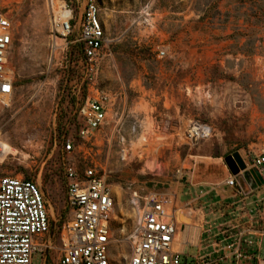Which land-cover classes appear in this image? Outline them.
I'll return each mask as SVG.
<instances>
[{"label":"rangeland","instance_id":"obj_1","mask_svg":"<svg viewBox=\"0 0 264 264\" xmlns=\"http://www.w3.org/2000/svg\"><path fill=\"white\" fill-rule=\"evenodd\" d=\"M70 1L79 10L83 0ZM95 1L113 53L100 63L96 81L107 91L124 89L132 110L144 111L143 117L125 118L122 133L127 142H135L142 132V126L131 129L141 120L143 133H149L146 143L138 138V156L126 162L119 159L115 137L102 136L87 153L79 151L76 107L87 95L84 87L78 88L82 57L74 44L70 61L69 49L49 59L45 1L0 0L14 28L9 54L14 89L10 103L0 111V140L12 152L0 162V176L37 181L49 207L52 246L34 253L32 264H57L58 235L68 217L64 166L74 165L80 172L90 160L101 164L111 184L113 259L130 252L121 238L134 221L128 202L132 189L175 194L177 207L185 209L176 210V222L195 216L191 226L178 231V243L202 232L203 245L212 243L215 251L218 241L221 246L229 243L245 221L241 201L224 183L229 171L224 157L264 149V21L258 25L255 17L247 16L261 0ZM235 27L245 35L226 37ZM190 119L208 123L210 136L187 141L184 129ZM66 138L74 144L69 154L62 150ZM247 178L255 184L248 172L237 176L245 191ZM262 195L264 189L255 188L246 201ZM194 241L184 243L181 263H193ZM260 257L264 259V237Z\"/></svg>","mask_w":264,"mask_h":264},{"label":"built area","instance_id":"obj_2","mask_svg":"<svg viewBox=\"0 0 264 264\" xmlns=\"http://www.w3.org/2000/svg\"><path fill=\"white\" fill-rule=\"evenodd\" d=\"M44 1L49 25V59H56L69 48L72 52L74 44L82 57L78 88L84 87L87 95L76 107L77 136L81 140L77 145L79 151L87 153L90 147L98 145L102 136L107 140L115 137L120 147L119 159L123 162L134 159L138 155L125 158L130 154L131 143L127 142L122 128L126 117H143L144 111L132 110L124 89L107 91L96 81L100 63L113 54L98 3L83 0L77 10L70 0ZM13 33L11 18L0 9V111L10 103L14 89V74L9 64ZM158 55L162 57L164 50ZM143 122L145 120L131 126L132 130L142 126L138 138L144 131ZM211 133L212 127L198 119H190L184 129V137L189 142L207 138ZM144 134L143 142L146 143L149 133ZM62 150L66 154L73 151V140L64 139ZM242 158L245 169L237 175L229 172L224 183L234 189L233 197L243 204L245 227L234 233L229 243L221 246L218 241L215 253L219 255L212 259L205 256L207 260L202 264H264L260 257L264 195L246 201L255 188L264 189V149L252 150ZM244 171L255 181L249 191H245L237 179ZM64 178V207L68 217L58 235L57 264H185L181 263L183 253L176 238L179 228L175 212L180 208L175 194L129 191L128 202L134 212V221L121 239L129 243L130 252L121 257L117 254L115 260L110 218L114 198L101 164L90 160L80 172L74 165L65 164ZM120 232H125L124 226L120 227ZM51 246L49 207L39 183L20 175L0 176V264H32L34 253Z\"/></svg>","mask_w":264,"mask_h":264},{"label":"crops","instance_id":"obj_3","mask_svg":"<svg viewBox=\"0 0 264 264\" xmlns=\"http://www.w3.org/2000/svg\"><path fill=\"white\" fill-rule=\"evenodd\" d=\"M101 17V16H100ZM102 19V18H101ZM103 21V20H102ZM228 174H229V171H228ZM238 201H241L239 198H238ZM242 203V202H241ZM242 208H244L243 207V204H242ZM193 211H196V210H199V209H193V208H191ZM180 210H185V209H180ZM243 216H244V214H243ZM194 218H195V216H192V220L191 221H194ZM205 218L203 217V222H202V224L200 225V228H201V231H202V229H203V227H204V223H205V220H204ZM177 226H178V228H179V230L182 228V226H184V229L182 230V231H184L185 230V228H186V224L185 223H183V222H177ZM198 227V226H197ZM245 227V221H244V223H243V226H242V228H244ZM241 228V229H242ZM198 229H199V227H198ZM181 231V232H182ZM199 231V230H198ZM201 235H202V232L196 237V239H195V237L194 238H192V239H190V240H185V241H183V242H180V240H179V246H180V251L183 253V251H184V247H185V242L186 241H192V240H195L194 241V244L192 245L193 247H196V253L193 255V263L192 264H202L204 261H205V259H204V257L205 256H208L209 254H211V253H215V251L213 250V248H212V243L210 244V243H208V244H204L203 245V243H202V238H201ZM212 248V250H211V252H209V253H204V254H201V252L203 251V250H205V249H209V248ZM215 257L214 258H216L219 254H217V253H215ZM199 260L201 261V262H199Z\"/></svg>","mask_w":264,"mask_h":264},{"label":"water","instance_id":"obj_4","mask_svg":"<svg viewBox=\"0 0 264 264\" xmlns=\"http://www.w3.org/2000/svg\"><path fill=\"white\" fill-rule=\"evenodd\" d=\"M70 55H71V48H69V61H70ZM224 162L232 175L239 174L240 171H243L245 169V162L241 156V154L238 151H234L231 154H228L224 157ZM247 174L246 171H244L243 175ZM249 183L250 188H253V184L249 181V179H246ZM51 234V231H50Z\"/></svg>","mask_w":264,"mask_h":264},{"label":"trees","instance_id":"obj_5","mask_svg":"<svg viewBox=\"0 0 264 264\" xmlns=\"http://www.w3.org/2000/svg\"><path fill=\"white\" fill-rule=\"evenodd\" d=\"M243 2L242 3H246V0H242ZM253 5L256 6V8L254 10H250L249 14H247V16H250V17H255V24H263V21H264V1L261 0V2H259L258 4L254 3ZM227 16V14H226ZM247 16H243V22L244 23H247L248 22V18ZM228 17V16H227ZM224 22V20H223ZM233 29V32L231 34H228L226 37H233L235 35H245V33H240L238 31H240L241 29H239V27H235V28H232ZM256 33V31H254ZM260 38H258L259 40ZM73 52V50H72ZM219 66L218 65H215L214 68H218Z\"/></svg>","mask_w":264,"mask_h":264},{"label":"bare ground","instance_id":"obj_6","mask_svg":"<svg viewBox=\"0 0 264 264\" xmlns=\"http://www.w3.org/2000/svg\"><path fill=\"white\" fill-rule=\"evenodd\" d=\"M143 135H145L143 133ZM143 135L141 136L143 138ZM140 139V138H139ZM139 139H137L135 142H131V151H130V157L134 156L137 151L135 150L136 147H138L139 145ZM12 152V148L4 141L0 140V162H2V160L4 159V157L8 154ZM127 157V155H125V158ZM178 211V210H177ZM190 212V211H189ZM192 212V211H191ZM184 215V214H183ZM185 216V215H184ZM185 219L182 221L183 223H185L187 226H191V218L192 217H184ZM176 220V219H175ZM193 226V225H192ZM195 226V225H194ZM189 228V227H188ZM190 232V231H189Z\"/></svg>","mask_w":264,"mask_h":264}]
</instances>
